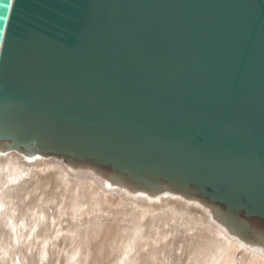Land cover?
Masks as SVG:
<instances>
[{
  "label": "water",
  "instance_id": "1",
  "mask_svg": "<svg viewBox=\"0 0 264 264\" xmlns=\"http://www.w3.org/2000/svg\"><path fill=\"white\" fill-rule=\"evenodd\" d=\"M7 3L0 157L187 200L264 251V0Z\"/></svg>",
  "mask_w": 264,
  "mask_h": 264
},
{
  "label": "bare ground",
  "instance_id": "2",
  "mask_svg": "<svg viewBox=\"0 0 264 264\" xmlns=\"http://www.w3.org/2000/svg\"><path fill=\"white\" fill-rule=\"evenodd\" d=\"M63 250L69 264H100V254L105 264H238L239 252L243 264H264L262 249L187 200L114 192L55 160L0 157V264L61 263Z\"/></svg>",
  "mask_w": 264,
  "mask_h": 264
},
{
  "label": "rangeland",
  "instance_id": "3",
  "mask_svg": "<svg viewBox=\"0 0 264 264\" xmlns=\"http://www.w3.org/2000/svg\"><path fill=\"white\" fill-rule=\"evenodd\" d=\"M114 202L116 203V202H117V199L114 200ZM50 211H51V213H52V211H53V206H51ZM114 234H115V233L111 232V236H113ZM66 243L69 244V245H73V244L71 243V241H67ZM211 244H212V243H209V245H211ZM32 249H33V248H32ZM36 249H37V248L33 249V251L31 252V254H33V255L35 256V258H36V256H37V252H38V251H36ZM68 249H70V247H69ZM56 251H57V250H55L54 252H56ZM66 252H67L66 250H63L64 255H63V256L61 255V257H62L61 263H60V262L57 263V261L54 260L55 258H52V257H54V256L50 255V257H49V261H50L49 264H69V262H68V258H67V256H66ZM59 254H61V253L59 252ZM98 255H99V254H97V256H98ZM237 256H238V257H237V263H238V264H243L244 261H245V258H244V255H243V252H239ZM97 258H98V261H99L100 264H105V263H104L105 258H102V255H101V254H100L99 257H97ZM103 260H104V261H103ZM143 260H144V259L140 260L138 264H141ZM55 261H56V262H55ZM98 261H97V262H98ZM144 264H148V262H145ZM155 264H157V263H155Z\"/></svg>",
  "mask_w": 264,
  "mask_h": 264
},
{
  "label": "snow or ice",
  "instance_id": "4",
  "mask_svg": "<svg viewBox=\"0 0 264 264\" xmlns=\"http://www.w3.org/2000/svg\"><path fill=\"white\" fill-rule=\"evenodd\" d=\"M10 7H11V4L9 3V0H8V3L6 5V13H5V16H4V21H6L7 18H8V14H9Z\"/></svg>",
  "mask_w": 264,
  "mask_h": 264
}]
</instances>
